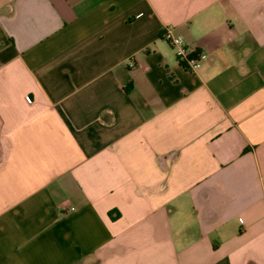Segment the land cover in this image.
Masks as SVG:
<instances>
[{
  "label": "crops",
  "instance_id": "1",
  "mask_svg": "<svg viewBox=\"0 0 264 264\" xmlns=\"http://www.w3.org/2000/svg\"><path fill=\"white\" fill-rule=\"evenodd\" d=\"M0 264H264V0H0Z\"/></svg>",
  "mask_w": 264,
  "mask_h": 264
},
{
  "label": "built area",
  "instance_id": "2",
  "mask_svg": "<svg viewBox=\"0 0 264 264\" xmlns=\"http://www.w3.org/2000/svg\"><path fill=\"white\" fill-rule=\"evenodd\" d=\"M162 39L174 52L177 63L186 71L195 72L202 64L203 54H198L194 49L186 45L184 40L173 34L172 27H166L162 33ZM26 104H31V99L25 97Z\"/></svg>",
  "mask_w": 264,
  "mask_h": 264
}]
</instances>
